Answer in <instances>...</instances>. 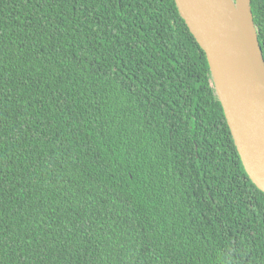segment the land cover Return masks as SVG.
<instances>
[{
    "label": "trees",
    "instance_id": "obj_1",
    "mask_svg": "<svg viewBox=\"0 0 264 264\" xmlns=\"http://www.w3.org/2000/svg\"><path fill=\"white\" fill-rule=\"evenodd\" d=\"M0 264H264V193L175 0H0Z\"/></svg>",
    "mask_w": 264,
    "mask_h": 264
},
{
    "label": "water",
    "instance_id": "obj_2",
    "mask_svg": "<svg viewBox=\"0 0 264 264\" xmlns=\"http://www.w3.org/2000/svg\"><path fill=\"white\" fill-rule=\"evenodd\" d=\"M206 54L245 170L264 193V55L252 0H175Z\"/></svg>",
    "mask_w": 264,
    "mask_h": 264
}]
</instances>
